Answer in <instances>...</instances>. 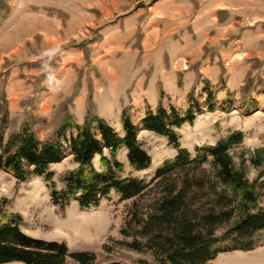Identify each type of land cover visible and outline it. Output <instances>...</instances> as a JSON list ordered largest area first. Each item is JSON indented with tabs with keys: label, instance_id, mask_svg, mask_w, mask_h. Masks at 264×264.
Returning a JSON list of instances; mask_svg holds the SVG:
<instances>
[{
	"label": "rangeland",
	"instance_id": "obj_1",
	"mask_svg": "<svg viewBox=\"0 0 264 264\" xmlns=\"http://www.w3.org/2000/svg\"><path fill=\"white\" fill-rule=\"evenodd\" d=\"M0 2V130L5 128L6 141L26 123L40 141L52 139L69 116L79 124L98 116L125 135L122 115L128 109L153 163L136 170L126 148L117 156L124 175L151 180L179 148L144 129L146 112L162 101L168 109L185 113L193 93L203 111L177 129L180 147L195 152L230 131H243L244 141L232 153L249 179L258 180L264 205V165L252 162L255 151L264 147V0ZM248 84L251 90L246 91ZM211 93L214 111L207 108ZM231 94L232 104L224 108ZM74 131L69 129L67 137ZM64 142V156L52 166L57 189L65 188V176L78 166ZM94 163L103 170L99 155ZM197 174L199 180L215 179L208 164ZM166 191L167 186L154 184L128 199L113 192L98 207L82 208L77 201L61 207L43 177L19 180L0 169V200L7 199V211L22 214L23 230L65 242L71 252L93 253V264L153 259L148 243L166 231L147 222ZM186 194L185 212L188 221L198 224L196 230L207 213L221 209L208 186L189 185ZM228 228L224 220L214 232L205 228L204 234L214 239ZM257 236L253 249L221 252L214 263L264 264V228ZM68 264L80 262L69 257Z\"/></svg>",
	"mask_w": 264,
	"mask_h": 264
},
{
	"label": "trees",
	"instance_id": "obj_2",
	"mask_svg": "<svg viewBox=\"0 0 264 264\" xmlns=\"http://www.w3.org/2000/svg\"><path fill=\"white\" fill-rule=\"evenodd\" d=\"M245 90H251L249 84ZM233 95L223 104L224 108L232 104ZM189 97L191 107L185 113L176 107L168 109L162 101L156 110L149 107L146 112L142 121L144 129L168 138L179 148L178 154L167 159L151 180L124 175V163L117 156L121 149L126 148L130 165L136 170L147 169L153 163V157L139 138L138 126L128 109L122 115L125 135L98 116L88 117L83 124L69 116L55 136L45 141L39 140L30 123L12 133L7 141L4 128L0 130V169L11 171L19 180H25L29 175L43 177L52 189L54 203L61 207L70 205L72 201H77L82 208L98 207L113 192L122 199H128L140 195L154 184L167 186L166 194L157 201V211L147 222L151 225L156 222L166 231L163 237H153L148 243L154 258L107 264H215L214 260L221 252L251 250L257 245V234L264 228V205L260 204L258 180L249 179L247 169L236 162L232 153L243 143V131H230L215 144L197 146L195 152L180 147L177 129L187 122L193 123L197 113L203 111L193 93ZM215 100V96L209 94L208 110L216 109ZM74 128L75 131L67 137L68 130ZM64 139L78 166L65 176V188L57 189L52 166L64 156ZM106 150L110 151V156ZM97 155L101 158L103 170L97 169L94 163ZM252 162L256 167L264 165V147L255 151ZM206 164L215 179H198L197 170ZM177 172L179 177L173 178ZM192 184L203 189L208 186L216 192V204L221 207L219 211L207 213L198 230L195 229L198 224L188 221L185 212V200L189 197L186 187ZM7 203L6 198L0 200V264L14 261L68 264L69 257L80 264H93L96 258L93 253L71 252L65 242L28 234L22 228V214L7 211ZM224 220L229 223V228L222 237L212 239L204 234L205 228L210 227V232H214L215 226ZM149 226H146L148 234L153 231Z\"/></svg>",
	"mask_w": 264,
	"mask_h": 264
}]
</instances>
